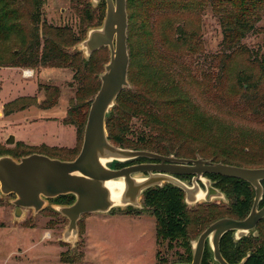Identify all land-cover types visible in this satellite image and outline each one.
Returning a JSON list of instances; mask_svg holds the SVG:
<instances>
[{
	"label": "trees",
	"instance_id": "trees-1",
	"mask_svg": "<svg viewBox=\"0 0 264 264\" xmlns=\"http://www.w3.org/2000/svg\"><path fill=\"white\" fill-rule=\"evenodd\" d=\"M164 1L168 10L176 13H195L201 4H207L223 14L222 52L215 57L218 72L210 79L214 82L213 89L219 99L242 104L252 116L264 118V56L243 44V40L250 33L256 32V24L264 16V0H144L142 12L146 18L150 17L147 3H153L156 9L161 10ZM71 3L77 4V31L71 27H55L43 20L44 0H0V52L9 55L8 62L3 67L68 69L74 73V81L78 84L75 95L77 102L70 107L63 121L65 125L76 127L77 145L74 149L50 148L45 145L30 147L18 142L14 152L0 147V156L10 155L20 159L39 153L36 151H41L40 154L43 155H46L44 152L54 155L66 152L72 156L68 161H72L80 153L90 106L100 89L99 76L109 61L110 53L107 48H102L86 59L76 49L92 28L94 16L84 0H71ZM129 3L127 0V10ZM130 20L131 17L129 22ZM149 23L144 21L142 28L145 30ZM178 30L183 36V45L191 52L194 48L191 46V35L187 37L185 26ZM237 61L241 63L233 69L232 66ZM1 64L0 60V66ZM129 80L132 87L120 94L116 106L107 118L108 136L115 146L150 151L162 156L202 158L238 167L264 168V144L258 140H209V132L203 124L204 118L200 117L195 106L190 105L191 99L180 90L179 85L166 87L161 76L136 83L135 75L130 71ZM50 93L52 94L40 106L42 110L54 108L58 103L59 89H53ZM26 108L24 106L18 110L6 111L5 114L10 115ZM135 119L140 123L138 127L132 123ZM136 161L147 160L138 159L132 162ZM132 162L119 164L116 168ZM211 176L227 183L228 188L231 185L229 193L237 200L231 211L226 212L213 204L189 209L184 201V192L172 185L153 188L144 194L145 204L153 208L156 217L157 241L180 243L188 263L193 258L191 242L208 226L223 218L243 220L253 206L255 192L247 182ZM262 184L264 187V182ZM52 200L60 202L59 206H66L71 205L75 198L62 196ZM260 206H264V198ZM257 232L258 237L248 236L239 241L233 238V232L224 235L220 244L224 259L229 264H237L250 254L246 264H264V219L258 225ZM202 264H216L209 248L205 249Z\"/></svg>",
	"mask_w": 264,
	"mask_h": 264
},
{
	"label": "rangeland",
	"instance_id": "rangeland-1",
	"mask_svg": "<svg viewBox=\"0 0 264 264\" xmlns=\"http://www.w3.org/2000/svg\"><path fill=\"white\" fill-rule=\"evenodd\" d=\"M129 2V71L135 75V82L161 76L166 87L179 85L191 99L190 105L195 106L197 113L204 118L209 140L223 142L245 138L264 144V118L252 116L242 104L219 99L213 89L214 82L210 81L218 72L215 57L222 52V13L207 4H201L195 13H176L169 11L164 1L161 10L153 3H147L150 17L146 18L142 12L144 0ZM84 3L94 16L92 28L101 26L106 16V3L95 4L93 0H84ZM76 5H72L71 0H44L42 19L55 27H71L77 31ZM144 21L150 22L145 30L142 28ZM182 26L187 30V37L191 35V46L194 47L191 52L183 45L184 39L178 30ZM255 29L256 32L250 33L243 44L264 56V16ZM76 49L80 51L78 46ZM8 59V53L0 52V90L1 86L3 88L0 91V147L15 151L16 144H6L10 136L15 137L16 143L24 140L29 144L42 141L66 146L75 144L76 131L71 126L57 128L56 125L23 122L26 118H41L39 116L43 113L58 118L66 116L77 102L78 84L74 81V73L68 69L3 67ZM240 63L237 61L232 68ZM27 71L34 73L26 76ZM56 88L60 91L57 105L43 111L41 104ZM24 106L27 109L21 113L11 117L13 113L5 114ZM132 123L137 127L140 125L136 119ZM36 152L40 154L41 151ZM44 153L62 161L72 159L66 152L58 155ZM204 181L199 182L204 192L208 183L225 195L224 200L217 199L212 203L219 204L226 212L235 208L237 200L229 193L231 185L228 188L227 183ZM14 199L13 195L0 197V264H179L187 259L180 243L157 241L156 217L153 208L145 204L144 197L140 199L141 210L128 208L108 214L84 215L78 223V236L70 242L64 240L69 221L56 209L60 202L49 200L38 213L24 210L18 219L12 204Z\"/></svg>",
	"mask_w": 264,
	"mask_h": 264
},
{
	"label": "water",
	"instance_id": "water-1",
	"mask_svg": "<svg viewBox=\"0 0 264 264\" xmlns=\"http://www.w3.org/2000/svg\"><path fill=\"white\" fill-rule=\"evenodd\" d=\"M95 4L106 3V16L99 27L90 28L78 45L80 52L89 59L92 54L107 48L109 61L99 79L101 86L95 95L84 130L79 155L72 161H62L43 154H31L20 159L10 155L0 156V197L13 195L16 218L24 210L42 211L47 202L62 196H73L71 205L57 206L59 214L68 219L69 225L64 240L70 242L78 236V223L84 215L108 214L114 210L128 208L143 209L140 199L153 188L170 184L185 194L188 207L214 200H224L225 195L206 183V192L196 180L193 186L186 184L176 175H195L205 182L206 174L233 178L247 182L255 192L253 206L243 220L220 219L191 242V263L202 264L206 246L216 264H229L221 253V240L233 232L236 241L250 234L258 237L257 227L264 219V168H245L196 160L165 157L150 151L132 150L115 146L109 139L107 118L116 106L118 97L130 89V54L128 48L129 17L127 0H93ZM6 144H16L10 136ZM145 159L160 163H141L116 168L119 164ZM250 254L237 264H246Z\"/></svg>",
	"mask_w": 264,
	"mask_h": 264
},
{
	"label": "crops",
	"instance_id": "crops-1",
	"mask_svg": "<svg viewBox=\"0 0 264 264\" xmlns=\"http://www.w3.org/2000/svg\"><path fill=\"white\" fill-rule=\"evenodd\" d=\"M18 70V69H17ZM20 70V69H19ZM2 86H1V90L2 91ZM55 108V107H54ZM54 108H51V109H54ZM27 109V108H26ZM43 111H49V110H43ZM22 112V111H21ZM20 111L19 112H14L13 114H11L9 117H11L12 115H15L17 113H21ZM68 112V111H67ZM67 112H66V116H60L59 118L58 117H55V115H52V114H42L40 115L39 117L41 118H37V119H25L23 120V122H26L28 124H31V125H39V124H42L43 125H56L57 128L59 126H61V128H65V127H73L76 131V141H75V144L71 145V146H66V145H58L57 143H54V144H48L47 142H44L42 141L40 144H29L27 143L26 141H22L20 140V142L24 143L25 145L27 146H30V147H41L43 145L47 146V147H50V148H59V149H74L77 145V130H76V127L72 126V125H65L63 123V121H61L62 119L66 118L67 117ZM41 126V125H39ZM53 139V138H51Z\"/></svg>",
	"mask_w": 264,
	"mask_h": 264
},
{
	"label": "flooded vegetation",
	"instance_id": "flooded-vegetation-1",
	"mask_svg": "<svg viewBox=\"0 0 264 264\" xmlns=\"http://www.w3.org/2000/svg\"><path fill=\"white\" fill-rule=\"evenodd\" d=\"M15 69H21V68H15ZM31 73H32V75H33V71H30ZM171 156H174V157H176L175 155H171ZM165 157H170V156H165ZM176 158H178V159H183V158H179V157H176ZM186 160H196V159H186ZM141 163H160L159 161H136V162H132V163H130L129 165H127V166H131V165H136V164H141ZM125 167V166H124ZM121 168H123V167H121ZM121 168H118V169H121ZM176 177L178 178V179H180L181 181H183V182H188L187 184L188 185H192L193 186V182L196 180V182H197V184H199V182H202V181H199V180H197V177L195 176V175H176ZM213 176H211V175H209V174H206V175H204L203 176V178L204 179H208L209 181H218L219 183H225V182H223V181H221V179H214V178H212ZM211 183H213V182H211ZM218 184V183H217ZM165 185H170V184H165ZM164 185V186H165ZM214 185V184H213ZM213 187V186H212ZM214 188H215V186H214ZM184 201H185V194H184ZM206 204H213V205H217V206H219L220 207V205L219 204H217V203H202V204H197L195 207H197V206H199V205H206ZM261 207V206H260ZM261 223V222H260ZM259 223V224H260ZM234 235V234H233ZM249 236H253V235H249ZM233 238H234V236H233ZM235 239V238H234ZM206 248H208L207 246H206ZM205 254V253H204ZM193 259V258H192ZM182 263H188L187 261H185V262H182Z\"/></svg>",
	"mask_w": 264,
	"mask_h": 264
},
{
	"label": "built area",
	"instance_id": "built-area-1",
	"mask_svg": "<svg viewBox=\"0 0 264 264\" xmlns=\"http://www.w3.org/2000/svg\"><path fill=\"white\" fill-rule=\"evenodd\" d=\"M25 74L26 76H32V73L30 71H27Z\"/></svg>",
	"mask_w": 264,
	"mask_h": 264
}]
</instances>
